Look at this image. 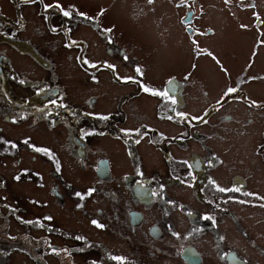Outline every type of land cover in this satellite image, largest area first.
<instances>
[{
  "label": "flooded vegetation",
  "instance_id": "obj_1",
  "mask_svg": "<svg viewBox=\"0 0 264 264\" xmlns=\"http://www.w3.org/2000/svg\"><path fill=\"white\" fill-rule=\"evenodd\" d=\"M7 1L8 13L0 7V43L14 45L47 73L56 74L52 59L38 51L34 41L27 36L30 22L34 20L29 16H35L41 26L34 28L35 35L55 38L60 48L72 53L71 62L91 84H99L106 78L117 89L111 85L105 87L104 96H107L109 103L105 110H98L96 107L100 105L102 98L99 92L90 94L82 103L72 102L58 96L57 89H49L53 84L46 79L40 83L21 82L20 77L12 74L10 64L7 65L8 70L4 69L6 56H0V88L4 94L14 93L16 96V99L9 98L15 109L11 115H7V121L19 126L28 122L31 130L42 124L51 130L61 128L66 131L65 141L68 142L58 147L48 146L38 143L31 135L17 138L13 135H1L0 132V139L9 145L24 144V149L15 147L12 150L15 155L27 150L29 152L26 153L36 155L33 160L39 159L42 162L44 166L39 186L49 191L47 199L52 201L55 209V215L45 210L50 202L47 199L36 205L44 209L43 212L28 218L44 221L43 229H39L42 233L39 236L32 233L27 236L23 229V233H11L10 236H16V240L4 239L2 234L7 230L6 234L9 235L11 223L21 226L22 223L12 216L0 215V239L11 244L0 245V256H4L0 257V264H3L4 259L10 261L7 256L15 250H28L43 255L36 261L37 264H54V261L55 264H121L116 259L111 260V256L116 257L121 253L109 252L103 246L114 243L94 241L86 231L70 232L59 226L56 209L62 213L68 210L72 214H83L84 224L89 228L104 232L111 230L118 241H121L118 245H143L146 239L145 244L152 245L153 250L172 255V259L166 257L162 262L160 257L151 253L154 264H264V234L261 233L258 237L253 234L252 237L248 229L246 233L245 218L241 215L247 210L264 211V150L260 151V148L255 151L259 162L257 168L250 167L251 165L239 168L225 161L223 152L207 146L210 138L199 130L209 122L212 113L218 114L232 103L245 104L249 107V112L254 114L256 109H264V103H258L260 99L252 97L253 94H264L258 87L264 86V14L259 11V5L264 4V0H252V3L247 4L249 9L255 11L243 20L244 24L240 27L251 29L256 37L244 69L232 66L233 70L212 48L202 46V38L218 36L217 30L211 26L210 22L214 20H209L210 13L206 11L204 0L141 1L144 8L147 6L152 11L170 4L178 13V23L188 37L192 56L211 60L217 69L210 71L207 67L209 65L202 63L204 69L200 71H208L201 76L203 81L216 72L222 74L225 83L220 97L212 101L213 107L209 110L202 106L197 111L192 106L197 105L199 98L206 101L210 91L204 88L201 90V97H190V80L198 67H191V78L184 73L182 80L164 77L161 83L151 84L148 65L137 61L128 47L122 48L115 27H104L103 12L98 18L89 21L85 16H80H88L87 12L79 11L77 6H64L61 0ZM216 1L222 6L216 7L218 11L224 8L231 16H235L237 14L232 9H235L236 3L245 0ZM64 11L71 14L70 18L66 19L62 14ZM148 17L145 12L142 17L136 18ZM203 21L209 24L203 26ZM156 25L159 23L156 22ZM78 26L96 32L98 41H93L105 45L106 57L93 59L89 42L78 43ZM134 32L141 33L139 30ZM109 34H112L110 38ZM159 35L165 36L162 32ZM86 36L92 38L90 34ZM85 60L88 63H84ZM7 61L10 62L9 59ZM216 78L222 80L220 77ZM35 85L39 88L33 95L15 93L16 89L32 90ZM220 121L221 126L230 123L240 125L243 119L232 113H224L220 116ZM128 123L134 125H127ZM252 123L253 120L249 117L245 125ZM167 127L171 130L177 128V131L169 135L164 130ZM219 137L226 138L223 135ZM23 138H27V143ZM100 138H108L127 149L138 148L141 143L140 147L146 144L145 147L156 152L159 160L154 162L152 173L149 174L145 171L142 150L136 156L132 154L133 157L125 154L128 166L132 169L126 172L125 177L118 179L112 153L106 155L92 144L94 139L97 141ZM0 143L3 147H8L6 143ZM35 148L47 151L37 152ZM9 158H14L11 153ZM67 169L74 173L72 177H76L77 169H90L95 181L85 188L76 187L74 179L66 173ZM261 184L263 189L259 187ZM175 188L176 191L184 188L189 195L172 192ZM90 190L91 195L88 194ZM77 194L84 198L81 199ZM91 202H99L100 206L93 208ZM174 213L179 215L177 220L173 218ZM48 217L51 219H46ZM93 221H97L102 227H97ZM47 225L51 228L48 229ZM234 233L243 236L241 238L247 240L249 245H234L238 243L236 241L226 245V239L229 235L233 237ZM159 245L175 246L176 250L163 249ZM80 246L86 247L79 251ZM83 251L84 254H94L87 256L84 262L78 257ZM140 259L141 255L138 253L133 262L123 261L122 264H142Z\"/></svg>",
  "mask_w": 264,
  "mask_h": 264
},
{
  "label": "rangeland",
  "instance_id": "obj_2",
  "mask_svg": "<svg viewBox=\"0 0 264 264\" xmlns=\"http://www.w3.org/2000/svg\"><path fill=\"white\" fill-rule=\"evenodd\" d=\"M61 1L64 6H77L79 11L87 12L88 16L80 13L78 14H80V16H85L89 21L90 19L98 18L103 12L102 20L104 27H115L117 36H120L118 40L120 41V45L123 46L122 48H124V46L128 47L133 51V55L136 56L137 61L143 63L144 65H148L147 67H149V72L151 74V84L161 83L164 80V77H177L182 80L184 73L188 76L191 67L194 65L198 67V69L193 72L192 78L189 75V78H191L190 88H192L190 90V97L196 95L201 97V90L204 88L210 91L208 92L206 101L199 98L197 100V105H193L192 108H196L197 111L198 108L205 106V108L209 110L213 107L211 105L212 101L220 97V92L223 90L225 83V80L222 78V74L216 72V74H211V77L205 81L201 79V76L208 72L200 71L201 69H204V65L202 63L209 65L207 67L210 71H215L217 69L214 67L215 65L211 60L207 58L203 59L202 57L196 58L194 55L192 56L190 53L192 48L188 37L178 23V18L176 16L178 13L170 4L168 6L163 5L161 9H155L152 11V9L147 6L144 8L141 3L142 0ZM0 2V7L4 8L5 13H8V1L0 0ZM252 2V0H245L244 2L236 3L235 9L232 10H234L237 15L231 16L228 13V10L224 8L219 11L216 9V7L219 6V3L216 0H204L206 11L207 13H210L208 18L209 20H214L210 22L211 26L217 30L218 36H207L202 38V46L212 48L220 56V58L223 59L229 67H231V70H233L232 66L244 69L252 42L256 37V35L253 36L251 29L247 30L240 27L241 24H244L243 20L255 11V9L248 8L247 4ZM219 7L222 6L220 5ZM259 11L264 14V4L259 5ZM93 12H95L94 15H92ZM145 12L149 15L148 18H136L142 17ZM29 18H33L34 20L30 22L31 24L28 28L29 32L27 36L30 37V40L34 41V45L38 51L52 59V62L54 63V70L57 71V73H47V71H45L14 45L1 42L0 56H6L4 69L8 70L7 65L10 64L12 74L20 77L21 82L31 81L32 83H40L46 79L48 82H52L53 84V86L49 89H57L58 96L72 100V102L82 103L85 98L90 97V94L99 92L102 95V98L100 100V105L96 108L102 111L105 110L109 103L107 101V96H104V93L106 92L105 87L109 85H111L112 88L116 87L112 86L108 80L106 81V78H104L99 84H91L86 79L84 74L77 70L73 62H71L70 57L72 53L60 48L55 38L35 35L34 28H39L41 26L35 19L37 17L29 16ZM68 18L69 17H66V19ZM156 22L159 23V25H156ZM62 23H64L63 18ZM208 24H205V21H203L202 25L205 26ZM134 30H139L141 33L137 34ZM159 32H162L165 36L160 37ZM86 33L92 36V38L89 36L92 39L91 41L90 38L86 36ZM95 34L96 32L90 31L87 28L85 29L82 26L77 27L76 35L79 39L78 43L89 42L91 47L90 52L93 53L91 55L92 58L102 59V57H106L104 54L105 45L100 42H97L96 44V42L93 41H98V37H96ZM106 34H108V31H106ZM111 36L112 34H109L108 38ZM129 45L133 47H130ZM7 59H9L10 62H8ZM2 64H4V61ZM5 75L8 74L5 73ZM56 75L59 79L55 77ZM216 77H220L222 80H218ZM220 81H222V84H219ZM258 87L259 91L264 92V86ZM38 88L39 86L35 85L32 90L16 89L15 93L24 94V96L30 94L33 95V93L38 92ZM252 97L260 99L258 103H264V94L259 96L253 94ZM9 98L16 99V96L14 93L6 95L0 88L1 135H8V137L13 135L17 138H21L25 135H31L33 139L40 144L56 147L68 143L65 141L67 133L64 130H61V128H53L51 130L42 124L35 130H31L28 122L21 124L20 126L14 125L13 122H8L7 115H11L15 109V107H12L13 104ZM248 108L249 107L247 105L241 103L229 104L220 110L218 114L212 113L209 122L205 126L199 128L202 134L210 138L207 142V146H212L218 152H223L226 157L225 161H228L230 164L236 165L239 168H246L248 165H251L250 167L257 168L259 162L255 157V151L260 148V151L264 150V114L263 116H260V114L264 113V109L258 108L255 110L254 114L249 112ZM224 113H232L234 116L242 118L243 121L240 125L230 123L228 125L223 124V126H221L220 116ZM249 117H251L253 123L251 125H245L246 120ZM127 125L134 124L128 123ZM161 129L163 130V128ZM164 130L165 132L167 131L169 135H173V133L177 131V128L171 130V128L167 127L164 128ZM219 135H223L226 138L221 139ZM23 139L27 141V138ZM57 140H59V143H57ZM94 140L92 142L93 146L98 147L99 150H103L102 153L106 155L112 153L114 156L115 159L113 161L115 164V174H117L118 179L125 177L127 175L126 172L131 171L132 169L131 166H128L125 154L133 157V155H137L138 151L142 150L145 171L149 174L152 173L154 162L159 160L156 152L152 148L145 147L146 144L140 147L141 143L138 145V148L130 147L127 149V147L125 148L120 143L118 144L108 138H100L97 141ZM0 141L6 143L3 139H0ZM7 145L8 147H3L0 143V215L3 217L12 216L17 218L22 223L23 227L18 223H11L9 235H11V233H23L24 229L27 236H29L30 233L39 236L40 233H42L39 229H43L44 221L42 219H37L38 217H35L37 220H32L28 217L40 215L44 209L39 208L36 205H40L41 202H44L47 199V195L49 197V191L47 189L43 190L41 189V186H39V182L41 181L40 175H42L43 172L42 166L44 165L39 159L33 160V157H36L34 153L29 154L26 153L29 151L25 150L18 153V155H15V152L12 151L14 148H12L9 144ZM15 149H24V144L21 143L19 146L17 145ZM105 150L108 153L104 152ZM10 153L14 158H9ZM144 153L150 154L146 155ZM122 164L125 166H121ZM77 170L78 173L76 177L71 176L74 173L69 171V169L65 170L69 177L74 179L73 181L75 182L76 187L85 188L95 181V177L90 169H86L85 171H80L79 169ZM255 171H257V169H255ZM258 176L260 175L258 174ZM259 187L263 189L262 184ZM175 191L176 188L172 192ZM176 192L179 194L189 195V192L184 188H179ZM46 201L50 202L48 203L49 206L46 207L45 210L49 214L53 213L55 215V209L51 203L52 201L50 199H47ZM123 203L124 201L122 204ZM91 204L93 208L100 206L99 202H91ZM67 207L69 208L70 205H67ZM156 209L157 207H155V211ZM119 210L121 211L122 208H119ZM56 212L58 213L56 221L59 226L65 227V229L70 232L81 231L84 233L86 231L89 235H91L92 240L94 241H104L108 244L114 243V245L103 246L109 252L121 253L115 258H123V261H126L127 263H130L131 261L133 262V259L138 253L141 255L140 261H142V264H154L151 253L160 257L162 262H164L166 257L172 259L171 254H160L151 248L152 245H146V239L143 241V245H118L121 241H118L115 233H112L111 230H106V232H104V230L100 231L96 228H89L84 224L83 214H72V211L68 210H65V212L62 213L57 209ZM241 215L245 218L244 225L247 227L246 233L248 229L249 234L251 232L252 237L253 234L254 237H258L261 233L264 234V211L258 209L247 210ZM178 217L179 215L174 213L173 218L177 220ZM46 227L48 229L51 228L48 225ZM241 237L243 236L235 233L233 234V237L229 235L228 239H226V245H231L233 241L238 242L234 245H249L247 240H244ZM0 242L3 245L10 244V242ZM85 247L86 246H80L79 251ZM159 247L167 250H171L172 248L176 250L175 246L168 247V245H159ZM84 252L85 251L78 256L84 262L87 256L94 254V252L88 254H84ZM8 255L9 256L7 257L10 258V261L4 259L2 260L3 264H37L36 261L43 257V255L36 254L28 250H26V252L15 250ZM0 257L4 256L1 255ZM52 260H49V262ZM111 260H114L113 256H111ZM113 262L115 261H112V263Z\"/></svg>",
  "mask_w": 264,
  "mask_h": 264
},
{
  "label": "snow or ice",
  "instance_id": "obj_3",
  "mask_svg": "<svg viewBox=\"0 0 264 264\" xmlns=\"http://www.w3.org/2000/svg\"><path fill=\"white\" fill-rule=\"evenodd\" d=\"M65 17H69L70 18V16H71V14L69 13V12H67V11H64L63 13H62ZM84 63H88L86 60L84 61ZM90 67H96V65H89ZM127 82V81H126ZM137 142H139V141H137ZM25 143H27V141H25ZM11 147H13V148H15L16 147V145H11ZM35 151H37V152H46L47 150H44V149H40V148H35ZM57 169L59 170V166H57ZM18 178V177H17ZM91 192H92V190H90L89 191V195H91ZM78 196H80V198L81 199H83L84 197L81 195V194H77ZM46 219H51L50 217H48V218H46ZM94 225H96L97 227H102L97 221H93L92 222ZM79 239V238H78ZM113 259H116V260H118V261H120L121 262V264H122V262H123V258H115V257H113Z\"/></svg>",
  "mask_w": 264,
  "mask_h": 264
},
{
  "label": "trees",
  "instance_id": "obj_4",
  "mask_svg": "<svg viewBox=\"0 0 264 264\" xmlns=\"http://www.w3.org/2000/svg\"><path fill=\"white\" fill-rule=\"evenodd\" d=\"M7 233V230L4 232V234H2L5 238L4 239H14V240H16L17 238H16V236H10V235H8V234H6ZM1 236V235H0ZM0 241H3V240H1L0 239ZM4 242H6V241H4ZM8 243V242H7ZM0 245H3L1 242H0ZM9 245H11V244H9Z\"/></svg>",
  "mask_w": 264,
  "mask_h": 264
}]
</instances>
